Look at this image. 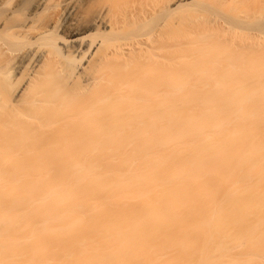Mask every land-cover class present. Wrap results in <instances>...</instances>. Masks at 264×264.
<instances>
[{"label": "bare ground", "instance_id": "obj_1", "mask_svg": "<svg viewBox=\"0 0 264 264\" xmlns=\"http://www.w3.org/2000/svg\"><path fill=\"white\" fill-rule=\"evenodd\" d=\"M199 1L0 0V264H264V63Z\"/></svg>", "mask_w": 264, "mask_h": 264}, {"label": "rangeland", "instance_id": "obj_2", "mask_svg": "<svg viewBox=\"0 0 264 264\" xmlns=\"http://www.w3.org/2000/svg\"><path fill=\"white\" fill-rule=\"evenodd\" d=\"M198 1H199V0H198ZM206 1H207V0H204L205 3H206ZM236 1H237V2H236ZM238 1H239V2H238ZM245 1H247V0H235L234 2H233V0H227L226 3H224L225 5H223V10H224V12H225L226 14H227V11L229 12V11H231V10H233V11L235 10V12L238 13V15H241L240 18H243V16H244L245 14H248L249 16L252 15V16H250V18L252 19V20H251L252 22L250 21L251 23H250V26H249V27H250V30L252 29V31L249 32V35H250V36H254V37H253V39H252V37L249 36V40L247 41L248 45H247V47H246L247 50L245 49L244 51H242V54H241V55L243 56L242 59L245 60V61H244V65H245V63L247 62L246 60H248L247 64L250 63L252 60H253V61L256 60L254 63L251 62V64H252L253 66H252V65L249 66V64H248L249 67L246 66V65H245V67H246V70L248 69V72H249L250 74H251V73H254V76H255V75H256L255 72H256V73H257V76H259V74L261 73V70H260L259 68H261V67L257 68V67H258V64L260 63L259 65L262 66V64L264 63V61H263V60H264V59H263V58H264V53H263V52H264V50H263V49H264V44H263V42H262V40L264 41V0H248L246 3H245ZM199 2H200V3H199ZM199 2H195V4H194V2H191L192 4L190 3V4L187 6V7H188V9H186V12H187V13H186V12H182V11H185L184 8H183L182 11H181V14H180V15L177 16V14H174V15L172 16V18H177V17H179V16H182L183 13H184L183 16H185V14H186V16H187V15H188V16L191 15V17H193V16H195V15H197V14L200 16V15H202V13H203V15H204V12L201 11V8L203 7V10H204V8H205L204 5H205V4H203V5L201 4V3H204L203 1H199ZM215 2H216V1H215ZM224 2H225V1H224ZM217 3H218V1L216 2V5H217ZM228 3H229V4H228ZM234 3H235V4L238 3L237 6H236ZM242 3H243V4H242ZM244 3H245L246 6L244 5ZM200 4H201L202 6H200ZM213 4H214V3H213ZM218 4H219V3H218ZM231 4H232V5H231ZM190 5H194V6H191V7H190ZM196 6H197V7H196ZM198 6H199V7H198ZM224 6H226V7H224ZM228 6H230V7H228ZM239 6H240L242 9H241ZM185 7H186V6H185ZM194 7H195V8H194ZM231 7H232V8H231ZM244 7H245V8H244ZM206 8H207V7H206ZM206 8H205V9H206ZM215 8H216V11H217V8H219V6L217 5V7H215ZM226 8H227V9H226ZM228 8H230V10H229ZM233 8H234V9H233ZM235 8H237V9H235ZM208 9H209V6H208ZM187 10H188V11H187ZM210 10H211V9H210ZM210 10H208V11H210ZM225 10H226V11H225ZM242 10H244V11H242ZM245 10H246V11L248 10V12H246ZM200 11H201L202 13H200ZM214 11H215V10H214ZM205 12H206V11H205ZM211 12H212V11H211ZM211 12H208L209 15H208V13H207L208 16H207L206 13H205L206 18H207V17L210 18V14H211ZM244 12H245V13H244ZM261 12H262L263 14H262ZM191 13H192V14H191ZM212 13H213V12H212ZM216 13H217V12H215V14H216ZM260 13H261V14H260ZM253 14H254V15H253ZM255 14H256V16H255ZM257 14H258V15H261L262 17H257ZM192 15H193V16H192ZM203 15H202V16H203ZM176 16H177V17H176ZM183 16H182V17H183ZM186 16H185V17H186ZM188 16H187V17H188ZM212 16L214 17V14H213ZM212 16H211V17H212ZM253 16L255 17V19H253V18H254ZM215 17H216V16H215ZM252 17H253V18H252ZM256 18H259V19H256ZM212 19H213V18H212ZM216 19H217V17H216ZM217 22H219V23H217V25L220 24V27L223 25L221 21H217ZM223 26H225V25H223ZM223 26H222V27H223ZM220 27H218V28L220 29ZM231 33H232V31H231ZM252 33H253V34H252ZM219 34H220V33L218 32V36H219ZM228 35H229V34H228ZM228 35H227V40H228V37L233 36V35H231V34H230L229 36H228ZM218 36H217V37H218ZM257 37H258V38H257ZM259 37H260V38H259ZM261 38H262V39H261ZM224 39L226 40V38H224ZM229 39H230V38H229ZM257 39H258V41H257ZM251 41H252V42H251ZM260 41L262 42V45H260V44H261ZM250 42H251L252 44H251ZM259 42H260V43H259ZM237 43L239 44V42H237ZM258 44H259V45H258ZM252 45H253V46H252ZM255 45H256V46H255ZM254 47H255V49H253ZM260 47H261V49L263 48V49H262L263 52L260 50ZM248 48H249V49H248ZM258 48H259V49H258ZM250 50H251V51H250ZM254 50L256 51V53H255ZM258 50H259V52H262L263 54H260V53H259V55H258V52H257ZM252 51H253L256 55H255ZM247 52H248V53H247ZM250 52H251V53H250ZM245 54H246V55H245ZM253 56H254V57L256 56L255 59H254ZM258 56H260L262 60H259L260 57H258ZM251 57H253V59H252ZM257 57H258V60H259V61L257 60ZM249 59H250V60H249ZM261 61H262V62H261ZM256 62H257L258 64H257ZM255 63L257 64V67H256V68H257V71H256L255 68H254V67L256 66ZM261 63H262V64H261ZM247 67H248V68H247ZM250 67H251V69H250ZM253 68H254V69H253ZM249 69H250V70L253 69L255 72H254L253 70L250 72ZM258 69H259L260 73H259ZM246 70H245V71H246ZM248 72H246V73L248 74ZM247 74H246V77L248 76ZM254 76H253V78H254ZM251 77H252V76H248L247 78H250V79H251ZM253 78H252V79H253ZM255 78H257V77L255 76ZM258 78H259V77H258ZM258 78H257V79H253V80H252V79H251V80L249 79V80L246 81V82H248V83L251 82V84H250V83H249V84H250V85L254 84V87L257 88V86H256L257 84H256V83H259V84H260L261 81H262V79H261V81H260V79H258ZM254 80H259V81H254ZM253 82H254V83H253ZM248 83H247V85H248ZM247 85H246V86H247ZM249 87H251V86H249ZM249 87H248V88H249ZM249 184L252 185V182H250ZM250 187H251V186H250ZM256 187H257V186H256ZM251 191H252V190H251ZM252 219H253V217H250V218H249V222H250V223H251V220H252ZM252 221H253V220H252ZM258 228H259V226H258ZM250 233H251V232H250ZM249 235L251 236V234H249ZM252 236H254V235H252ZM249 238H250V237H249ZM255 238H259V237L257 236V237H255ZM253 241H254V242H258V241H261V239H259V240H257V239L255 240V239H254ZM262 241H263V240H262ZM254 242H252V241H250V240H249V241H245L246 245L248 244V246H250V247H248V246L246 247V248H247V249H246V252H247V253H251V251H252V247H251V246H252V243H254ZM249 243H250V244H249ZM250 248H251V249H250ZM247 250H248V251H247ZM249 250H251V251H249ZM249 257H250V256H249ZM254 263H255V264H256V263L259 264V261H258V262L255 261ZM250 264H251V263H250ZM260 264H261V263H260Z\"/></svg>", "mask_w": 264, "mask_h": 264}]
</instances>
